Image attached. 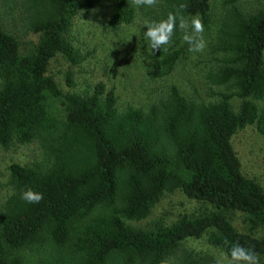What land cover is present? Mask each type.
I'll list each match as a JSON object with an SVG mask.
<instances>
[{
    "label": "trees",
    "instance_id": "trees-1",
    "mask_svg": "<svg viewBox=\"0 0 264 264\" xmlns=\"http://www.w3.org/2000/svg\"><path fill=\"white\" fill-rule=\"evenodd\" d=\"M130 1L112 0V29L131 22ZM159 1L161 19L172 12L199 15L208 24V0ZM91 6V0H23L25 27L37 35L25 55L0 28V148L36 139L48 162L44 168L16 163L7 168L13 193L0 210V264H24L22 252L44 240L59 246L68 242L97 207L102 212L83 226L82 244L81 239L75 243L77 259L55 264H161L176 253L179 242L206 232L207 243L220 252L228 253L238 242L264 256V237L237 232L224 215L243 213L248 231L264 227V191L242 175L231 143L247 126L264 135V112L254 103L264 102V9L244 15L231 6L220 26L213 46L220 60L208 80L230 85L232 93L196 103L171 86L145 108L119 110L113 89L102 82L71 91L67 72L63 92L47 74L56 55L69 65L81 61L68 31L72 18ZM157 19L156 14L149 20ZM177 31L178 26L170 49L157 50L156 77L168 75L180 55L173 49ZM231 97L240 99L237 111L228 104ZM52 99L63 107L61 120L47 112ZM29 188L43 194L39 203L21 198ZM176 189L215 211L150 229L125 224L145 218L162 192ZM180 264L196 262L186 255Z\"/></svg>",
    "mask_w": 264,
    "mask_h": 264
},
{
    "label": "rangeland",
    "instance_id": "rangeland-1",
    "mask_svg": "<svg viewBox=\"0 0 264 264\" xmlns=\"http://www.w3.org/2000/svg\"><path fill=\"white\" fill-rule=\"evenodd\" d=\"M91 2L90 9L79 11L72 18L68 31L69 39L79 52L81 61L76 65H69L60 55H56L49 61L47 74L63 92L68 90L64 86L67 72L70 73L73 84L69 89L71 91L82 92L95 83L102 82L106 90L113 89L119 110L126 107L145 108L165 97L171 86L185 99L196 103L212 102L220 93H232L230 85L214 86L208 80V75L215 71L220 60V54L213 49L220 26L231 6L244 15L264 9V0H208L209 20L202 34L206 42L205 49L199 53L190 52L189 45L182 39L183 32L178 27V41L173 49H179L180 55L168 75L156 77L155 65L160 58L155 56L158 51L152 52L144 38V21L154 18L156 14L157 21L161 20L160 1L154 7L136 8L131 0V22L119 24L115 29L108 24L112 0ZM25 25L23 0H0V28L15 38L19 55L28 54L37 41V35L30 33ZM254 103L264 112L262 100ZM228 104L233 111H237L240 99L231 97ZM47 112L52 118L61 120L63 107L60 101L48 100ZM231 143L242 175L256 182L264 191V135L259 134L254 125L247 126L233 135ZM11 163L21 166L37 164L44 168L48 162L36 139L26 144L13 141L7 148H0V210L13 193L8 184L7 170ZM102 210L99 207L93 209L72 238L61 246L48 239L39 246L24 250V264L75 261L80 254V248L75 243L81 239L82 244L83 226L88 225ZM210 211H215L212 205L187 199L176 189L162 192L145 218L124 222L133 228L150 229L156 223L169 225L181 216H197ZM224 215L237 232L264 237V227L257 226L248 231L249 225L243 213L230 211ZM207 236L208 232L199 238H187L179 242L176 253L167 259L169 264H180L181 258L186 255L196 264H216L221 252L207 243ZM112 260L117 261L115 257ZM260 264H264V256L260 258Z\"/></svg>",
    "mask_w": 264,
    "mask_h": 264
},
{
    "label": "clouds",
    "instance_id": "clouds-1",
    "mask_svg": "<svg viewBox=\"0 0 264 264\" xmlns=\"http://www.w3.org/2000/svg\"><path fill=\"white\" fill-rule=\"evenodd\" d=\"M133 6L154 7L158 4V0H132ZM180 9L183 10L186 5L181 4ZM177 26L183 32L182 39L189 45V51L193 53L202 52L206 47L203 39L204 24L199 15L185 17L183 14L168 13L165 19L159 21H144V38L148 42V46L153 50L164 51L172 44L173 36L177 30ZM30 204L39 203L43 199V194L28 189L22 193L21 197ZM227 243V242H226ZM260 264L259 254L243 247L238 242L233 244L228 253L221 252L216 264ZM161 264H169L168 260H162Z\"/></svg>",
    "mask_w": 264,
    "mask_h": 264
}]
</instances>
